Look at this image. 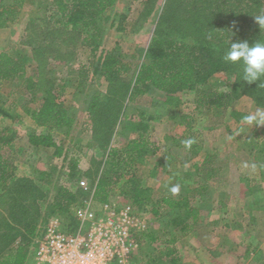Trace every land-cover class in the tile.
<instances>
[{"label":"rangeland","instance_id":"obj_1","mask_svg":"<svg viewBox=\"0 0 264 264\" xmlns=\"http://www.w3.org/2000/svg\"><path fill=\"white\" fill-rule=\"evenodd\" d=\"M52 1L22 0L18 5L13 0L7 1L6 6L14 7L16 14L10 15L7 27H0V53L6 51L27 60L28 77L37 82L38 92L37 100L28 102L30 93L25 88H17L15 82L0 86V107L9 110L11 115L0 113V136L5 130L17 134L12 150L0 149V156L10 158L16 175L7 184L0 183V258L11 241L31 240L30 250L34 251L37 239L53 221L59 220L63 230L73 231L77 224L76 213L93 197L99 177L106 174L108 165L104 162L110 148L124 147L144 132L148 137V154L136 171L143 185L151 191L149 202L137 206L121 194L126 177L113 186L107 201L117 207L133 206L140 218V245L129 264H150L149 258L155 257L162 258L160 264H170L166 258V248L171 245L168 240L181 234L178 223L187 220L186 209H164L161 215L155 216L152 203L162 194L180 198L195 187L194 165L200 164L207 154L215 157L212 160L215 166H223L218 177L209 180L211 191L205 198L200 195L190 198L191 207L202 208L199 222L204 225L197 228L198 236L194 237L195 244L202 250L198 252L189 241L181 240L183 264H260L254 259H240L246 244L240 242L242 236L249 242V234L243 227L233 229L242 235L234 233L238 236L225 240L218 227L214 233L212 225L205 222L223 212L215 209L210 213L207 209L210 206L216 208L223 201L231 203L235 209L241 205V199L246 202L247 179L259 169L264 171V150H250L253 142L264 141V125H242L231 117L233 110L247 114L258 107L264 108V88H257L259 82L241 81V64L228 62L235 71H220L207 84L230 95L227 109L197 108L195 91L179 92L181 103L174 107L165 105V93L153 87L134 102L129 101V95L139 66L148 61L146 53L153 37L212 43L223 57L231 34L233 41L251 43L259 36L264 38L254 20V15L264 14V0H260V4L256 0H118L100 22L98 54L112 50L120 54L126 68L122 77L111 83L97 72V58L93 59L90 47L83 43L86 31L54 24V18L50 17L54 11L48 9L53 6ZM82 64L92 67L89 80L80 86L78 70ZM47 89L57 94L75 120L70 130L61 128L53 132L69 154L65 161L63 156L54 157V148L28 145L29 134L45 130L35 124L25 108H37ZM94 97L97 100L90 109ZM184 116L192 120L191 127H187ZM241 128L243 130L236 134L235 130ZM186 140H192L190 146L183 143ZM71 158L78 159L74 172L69 168ZM185 172L193 176L184 177L182 183L175 180ZM200 177L198 173L203 183ZM177 184L180 191L172 195L169 187ZM62 187L69 188L77 197L69 216L65 217L52 212L57 191ZM207 196L210 201L206 200ZM262 196L258 193L252 198L257 197L264 203ZM91 203L98 209L102 204L94 200ZM234 218H242L244 222L250 218V213L238 211ZM244 231L245 234L240 233ZM150 234L155 235V241H151ZM217 243L230 245L233 255L241 249L240 255L232 259L219 255L216 261L210 262L208 249L215 248ZM223 250L221 247L220 253Z\"/></svg>","mask_w":264,"mask_h":264},{"label":"trees","instance_id":"obj_2","mask_svg":"<svg viewBox=\"0 0 264 264\" xmlns=\"http://www.w3.org/2000/svg\"><path fill=\"white\" fill-rule=\"evenodd\" d=\"M15 5L21 4L22 0H14ZM118 0H53V6L48 7L54 12L50 17L54 18V24L63 28H71L73 30L86 31L83 38L85 46L90 47L92 57L97 58V72L102 74L107 82H115L122 77L126 68H124L123 59L120 54L114 51H104L98 54L99 39L102 31L100 22L102 17L114 7ZM259 1L260 0H256ZM151 11V10H149ZM16 9L3 4L0 0V27H7V21L10 15H15ZM51 19V18H50ZM147 62L142 63L136 73L134 79V87L129 95V101L134 102L136 98L145 93L149 87H153L159 92L165 93V101L167 106H180L181 98L179 92L195 91L196 97L194 102L197 108L207 109H227L230 103V95L222 92L210 85L209 80L218 72L235 71L234 67L223 60L219 55L217 47L212 43H198L178 40H165L159 37L151 39L149 48L146 53ZM91 65L82 64L78 70L80 86L85 85L90 77ZM5 82H15L18 87L25 88L30 93L28 102L37 100V82L28 77L27 60L23 57H15L9 52L0 53V86ZM205 85V87H200ZM10 95V94H9ZM97 98L94 97L90 109L94 105ZM25 112L31 117L38 127L45 131L28 135L29 146H42L54 148V157L63 156L64 160L68 159V152L60 145L56 137L53 135L55 130L66 128L70 130L75 122L74 117L64 104L58 100L57 94L51 89H47L41 104L37 108L27 106ZM0 113L10 117L9 110L0 107ZM246 113L233 110L231 117L237 123L241 122V117ZM144 118V113H140ZM187 116L182 117L186 121L187 127H191V121L186 120ZM151 118H154L151 116ZM147 126V125H146ZM17 138L15 132H3L0 136V149L8 147L13 149V142ZM248 141V139L246 140ZM246 144H248L246 142ZM148 137L144 132H140L138 138L128 141L124 147L110 148L105 164L108 165L106 174L99 177L93 199L97 202H107L109 192L120 180L126 177L121 188V194L127 196L134 205L141 206L149 202L151 191L143 185L142 180L137 174L136 167L139 163L145 161L148 150ZM264 150V141L258 140L251 144L250 150ZM65 152V153H64ZM195 153V151H192ZM215 158L213 155H207L204 162L200 165L205 168L206 177L204 183L200 185L197 194L205 198L208 179L216 173L214 171H206L208 163ZM10 158L0 156V183L7 184L9 180L16 178L13 172L14 167ZM78 165L77 158H71L69 168L74 172ZM212 165V163H211ZM199 166H197L198 168ZM201 168V171L203 170ZM263 171V170H262ZM210 172V173H208ZM264 175V171L262 173ZM13 185L10 186V188ZM196 193V192H195ZM190 194L184 195L182 198H175L168 195H162L155 199L152 203V213L155 216L162 214V211L180 208L186 209L184 215L192 219L179 222V231L185 235L191 229L192 224L196 223L199 218V209L191 207ZM208 198V196H207ZM77 201L75 193L69 188L62 187L58 189L55 203L52 206V212L62 217L69 216L72 205ZM75 222V221H74ZM34 228V227H33ZM33 229L31 233H33ZM151 241H155L154 234H150ZM175 238H171L168 243H173ZM31 240L11 241L8 248L4 249L3 256L0 258V264H31L34 251H31ZM175 255V248L167 249L166 256L169 257L170 264H177L178 258ZM134 257V255H133ZM132 257V259H133ZM161 258L155 257L150 260V264H160Z\"/></svg>","mask_w":264,"mask_h":264},{"label":"built area","instance_id":"obj_3","mask_svg":"<svg viewBox=\"0 0 264 264\" xmlns=\"http://www.w3.org/2000/svg\"><path fill=\"white\" fill-rule=\"evenodd\" d=\"M93 197L76 213L73 231L63 230L59 220L47 224L37 239L31 264L131 263L140 245L138 213L131 205L117 207L107 202L95 208Z\"/></svg>","mask_w":264,"mask_h":264},{"label":"crops","instance_id":"obj_4","mask_svg":"<svg viewBox=\"0 0 264 264\" xmlns=\"http://www.w3.org/2000/svg\"><path fill=\"white\" fill-rule=\"evenodd\" d=\"M7 1H12V0H3V4L6 5ZM7 6L9 7L10 5H7ZM207 110H209V109H207ZM191 123H192V120H191ZM207 155H210V154H207ZM206 156L204 157V159L202 160V162L200 164L194 165V168L197 171V174H196L197 177H196V180L193 181V184L195 185V187L193 186L191 188V190H189L187 193V194H190V196L198 195L199 193L197 194V190H195V189H198L200 187V185H202L204 183V182L201 183L199 181L198 173L201 176L200 179L201 178L204 179L206 177V175H205L206 173L204 174L203 165L200 166L204 162ZM211 163H212V165H211ZM220 165L221 166L217 167L211 161L208 163V165L206 166V168H207L206 171L207 170H210V172L214 171L215 169L212 168L213 166H215L217 168L216 173L214 175H212L211 178L208 179V182H210L209 181L210 179H212L214 177H218V174H220V172H221L220 169L222 168L223 164H220ZM197 166H199V167L197 168ZM200 167L201 168L203 167L202 171H201ZM210 172H208V173H210ZM201 173H203V174L201 175ZM262 173H263V171L261 169H259L257 174L250 175L252 178L247 179V192L244 193L248 197L246 202H244L243 199H241L240 200L241 205H239L235 209H232L231 203H226L223 201L220 203V205H217L216 208L213 206H210L211 208H209V207L207 208L208 212H210V213L215 209H221V210H223V212L220 213L219 217L210 218V220L208 222L207 221L205 222V223H209L212 225L214 233L216 232L215 229L218 227V231L222 232V237H223V239L225 238V240L227 238L233 239L232 237L235 236L234 233L239 235L238 231L237 230L233 231V229H236L237 227L238 228L243 227L245 229V231L247 232V234H249V242H247L245 240L246 239L245 236H242L243 238H242V240H240V242L243 244L245 242L246 244H245V250H244L243 256H240V259L241 260H246L248 258L254 259L255 262L256 261H257V263L260 262V264H264V244H263L264 243V203L260 202L259 198L256 197L257 199L256 198L254 199L252 197H254L258 193H262L263 194L262 197H264V175ZM188 175H192V174H189V172H185L183 176L176 177L175 180L182 183L184 177H186ZM223 179H224V177H223ZM225 179H226V177H225ZM207 187L208 188L206 190V195H207V192L210 193L209 191H211L210 190L211 183ZM187 194L184 192L183 196L187 195ZM162 195H165V194H162ZM166 195H169V194H166ZM239 196H241V198H243V195H239ZM182 197H180V198H182ZM206 200L210 201V196H208V198H206ZM196 208H198V207H196ZM198 209L201 213L202 208H198ZM246 209L250 213V218L245 219L244 222H242L243 221L242 218L240 220L234 218V215L238 214V211H242V212L246 211L247 212ZM200 213H199V218L196 220V223L192 224L189 232L185 235L179 234V235L172 236L171 238L174 237L175 241L173 243H169L171 245H168V247L166 248V249L171 248V247L175 248V255L174 256L178 258L177 264H183V262H184L183 250H182V247L179 245L181 240L185 239V242L189 241L190 245L192 246V249L195 248L196 251H198V252L202 250V249L198 248L197 244H195V241H194V237L198 236L197 228L200 225L201 226L204 225V223L202 221L199 222L201 219ZM187 220L190 222L192 219H190V220L187 219ZM178 226H179V224H178ZM245 231L240 232V233L245 234L246 233ZM238 235H236V236H238ZM240 235H242V234H240ZM165 236H167V235H165ZM170 239L168 241H170ZM260 244H263V245L261 246ZM220 245L221 244L217 243L215 245V248H212L211 246L209 247L207 253H208V259L210 262H211V260L216 261L218 259L219 255H222L224 257H229L231 259L233 257H237L238 255H240L241 249H238V254L236 253V255H233V254H230V252L232 251V248H230V245H224V246L223 245L220 246ZM258 245H260V246L258 247ZM221 247H223L224 250L220 253ZM166 258L169 259V257H167V256H166ZM150 260H152V259L149 258L148 262H150Z\"/></svg>","mask_w":264,"mask_h":264},{"label":"clouds","instance_id":"obj_5","mask_svg":"<svg viewBox=\"0 0 264 264\" xmlns=\"http://www.w3.org/2000/svg\"><path fill=\"white\" fill-rule=\"evenodd\" d=\"M255 22L259 25L261 33H264V14L254 15ZM232 33V32H231ZM232 35L226 41V51L223 55L225 62L240 63L242 66L241 81L247 84L259 82L257 88H264V38H257L251 43L248 40L233 41ZM241 124L252 126L264 125V108H256L241 117ZM243 129L235 130L239 134ZM190 146L192 140L183 141ZM169 191L176 195L180 186L171 185Z\"/></svg>","mask_w":264,"mask_h":264}]
</instances>
